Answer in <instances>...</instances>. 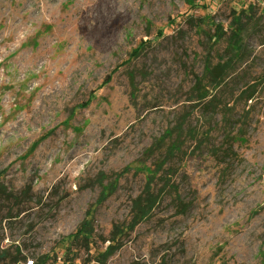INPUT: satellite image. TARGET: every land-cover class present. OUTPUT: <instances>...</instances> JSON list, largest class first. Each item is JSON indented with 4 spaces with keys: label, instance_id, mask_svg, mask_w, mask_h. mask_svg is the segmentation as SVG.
Wrapping results in <instances>:
<instances>
[{
    "label": "rangeland",
    "instance_id": "1",
    "mask_svg": "<svg viewBox=\"0 0 264 264\" xmlns=\"http://www.w3.org/2000/svg\"><path fill=\"white\" fill-rule=\"evenodd\" d=\"M109 246L107 264H260L264 0H0V264Z\"/></svg>",
    "mask_w": 264,
    "mask_h": 264
},
{
    "label": "trees",
    "instance_id": "2",
    "mask_svg": "<svg viewBox=\"0 0 264 264\" xmlns=\"http://www.w3.org/2000/svg\"><path fill=\"white\" fill-rule=\"evenodd\" d=\"M242 18H239V21H240L239 24H242V21H241ZM203 21L204 20H197L196 23L193 22L192 25L196 27H200ZM242 33H243V29L241 28L237 29V32H236L237 39L232 44L233 53H238L239 51H241L242 40H238V37H241ZM217 37L218 39H221V36H219V34L217 35ZM148 44H149V41L141 42L138 48L132 53V55L137 56L141 52V50L144 49L145 45H148ZM218 68L219 70H221L222 73H224V71H226L227 69L224 64L219 65L216 69ZM209 73L211 74L216 73L217 76L219 75L218 71H213L212 69L209 71ZM109 81H110V76H107L104 80V83H107ZM222 81L223 80H219L218 85H221ZM206 97L207 96L203 95L202 99H205ZM156 201H157V196L152 195L149 190L145 192L144 196H140L134 201V210H133L134 216L132 218V222L130 225L131 229H133L135 225L142 222L150 215V213L153 211L156 205ZM93 232L94 230H93L92 224L90 222L85 221L78 228V230L72 235V238H73L72 243L79 241L80 239H86L87 240L86 246L89 247V245L93 243L92 241ZM118 249H119L118 247L109 246L107 247L105 252L103 253L95 252L92 257L94 261H96L98 264H107L108 259L112 255H114V253ZM259 257H260V264H264V249L260 251ZM67 258L68 259H66V261H69V262L67 263L65 261L66 264H75L73 262L75 257L68 256ZM34 263L35 262L32 261V264Z\"/></svg>",
    "mask_w": 264,
    "mask_h": 264
},
{
    "label": "built area",
    "instance_id": "3",
    "mask_svg": "<svg viewBox=\"0 0 264 264\" xmlns=\"http://www.w3.org/2000/svg\"><path fill=\"white\" fill-rule=\"evenodd\" d=\"M32 264V263H31Z\"/></svg>",
    "mask_w": 264,
    "mask_h": 264
}]
</instances>
